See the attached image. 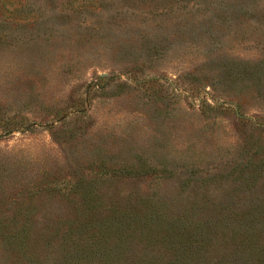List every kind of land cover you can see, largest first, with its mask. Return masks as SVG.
Instances as JSON below:
<instances>
[{"label":"rangeland","instance_id":"1","mask_svg":"<svg viewBox=\"0 0 264 264\" xmlns=\"http://www.w3.org/2000/svg\"><path fill=\"white\" fill-rule=\"evenodd\" d=\"M0 264H264V0H0Z\"/></svg>","mask_w":264,"mask_h":264},{"label":"trees","instance_id":"2","mask_svg":"<svg viewBox=\"0 0 264 264\" xmlns=\"http://www.w3.org/2000/svg\"><path fill=\"white\" fill-rule=\"evenodd\" d=\"M184 248H181L182 249V251H183V254L182 255H184V254H187V256L185 255V259H187L188 261H193V258L192 257H188V255H190L191 254V251L193 250V249H190L189 247L187 248H185V246H183ZM196 250V249H195ZM174 253H176V252H174Z\"/></svg>","mask_w":264,"mask_h":264}]
</instances>
